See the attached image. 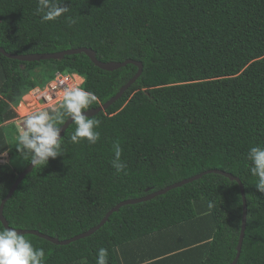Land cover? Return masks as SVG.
<instances>
[{
  "label": "trees",
  "instance_id": "trees-1",
  "mask_svg": "<svg viewBox=\"0 0 264 264\" xmlns=\"http://www.w3.org/2000/svg\"><path fill=\"white\" fill-rule=\"evenodd\" d=\"M65 6L64 16L42 23L37 0H0V47L18 55L89 48L101 62H141L143 73L93 117L101 121L96 144L72 143V124L64 154L24 178L4 208L9 226L68 240L122 202L221 170L245 188L247 226L237 264H264V193L247 160L251 147H264V0H65ZM57 72L84 78L82 87L98 97L89 109H96L138 67L109 72L84 53L35 62L0 53V154L9 156L0 165V206L31 164L17 152L10 132L17 128L8 122L19 117L23 98ZM115 142L127 175L111 165ZM243 215L239 183L209 173L122 207L95 234L69 245L25 236L45 250L44 264H96L100 248L108 249V264H232ZM125 250L137 258L127 263Z\"/></svg>",
  "mask_w": 264,
  "mask_h": 264
},
{
  "label": "clouds",
  "instance_id": "clouds-1",
  "mask_svg": "<svg viewBox=\"0 0 264 264\" xmlns=\"http://www.w3.org/2000/svg\"><path fill=\"white\" fill-rule=\"evenodd\" d=\"M68 12L69 7L65 6V0H37L35 14L40 16L42 23L55 21ZM66 19L69 24L76 23L70 16ZM82 80L84 83V78ZM60 94L62 99L57 106L30 114L18 124L16 150L29 157V162L34 168L45 166L49 158L55 159L64 154L62 148L64 137H61V128L58 126L61 121L71 118L72 124L76 125L70 136L74 144L86 140L94 145L100 140V132L96 129L100 127L101 121L85 115V111L93 103H98L96 94L80 87L79 84H65ZM16 112L19 113V107ZM112 147L114 155L111 165L115 173L127 175V165L121 159V145L115 142ZM247 160L250 162L251 175L257 178L255 184L257 190L264 193V147L259 145L251 147L247 153ZM108 257V249H98L96 264H108ZM44 259L45 250L35 248L32 241L23 233L18 232L16 228L0 227V264H44Z\"/></svg>",
  "mask_w": 264,
  "mask_h": 264
},
{
  "label": "water",
  "instance_id": "water-1",
  "mask_svg": "<svg viewBox=\"0 0 264 264\" xmlns=\"http://www.w3.org/2000/svg\"><path fill=\"white\" fill-rule=\"evenodd\" d=\"M0 53L3 54L4 56H6L9 59H13V60H18L21 62H35V61H49V60H62L65 58V56L67 55H75V54H86L92 61L93 63L98 66L99 68L109 71V72H113L116 71L118 69L124 68L127 65L133 64L135 66L138 67V72L137 74L125 85L121 88V90L118 92V94L116 96H114L112 99H110L106 104L96 108V109H89L85 111V115L88 117H94L95 115L101 113V112H105L107 111L115 102H117L119 99H121L123 97V95L126 93V91L141 77L142 73H143V69L144 66L141 62L135 61V60H126L124 62H101L97 59V54L94 50L89 49V48H79V49H73V50H66L63 52H57V53H46V54H28V55H18V54H10L8 53L5 49L0 47ZM72 125V120L71 118H69L67 120V122L61 127V137L64 136V134L66 133V131L68 130V128ZM34 169L33 165L30 164L25 170L24 172L18 177V179L16 180L14 186L12 187V189L10 190V192L8 193V195L6 196L5 199H3L1 206H0V220L3 223L4 226L12 228L9 226L8 221L6 220L5 216H4V208L6 203L8 202V200L11 199V197L14 195V193L16 192V190L18 189L19 185L22 183V181L24 180V178L30 174V172H32V170ZM209 173H217V174H221L223 176H226L227 178L237 181L240 185L241 188V192H242V196H243V202H244V215H243V223H242V232H241V237H240V241H239V245H238V254L236 259L234 260V262L232 264H237L240 258V254H241V250H242V245H243V240H244V236H245V231H246V226H247V201H246V196H245V188L244 185L242 184L241 180L235 176H233L232 174L226 173L224 171L221 170H210L204 174H200L197 176H194L192 178L183 180L179 183H176L172 186H169L163 190H160L158 192L152 193L146 197L143 198H139V199H130L127 200L125 202H122L120 204H118L115 208H113L111 211H109L106 216L104 217V219L101 221V223L92 228L91 230H89L88 232H85L79 236H76L74 238L68 239V240H59L58 238H54L51 237L49 235L43 234L37 230H17L18 232L23 233L24 235L26 234H32V235H36L39 236L45 240L50 241L51 243L55 244V245H69L75 241H78L80 239H84L87 238L93 234H95L98 230H100L109 220V218L112 216L113 213L118 212L122 207L127 206V205H135V204H139V203H144L147 201H151L159 196L165 195L168 192H170L171 190H174L176 188L182 187L184 185H187L189 183H192L196 180H199L200 178L203 177V175L205 174H209Z\"/></svg>",
  "mask_w": 264,
  "mask_h": 264
},
{
  "label": "built area",
  "instance_id": "built-area-1",
  "mask_svg": "<svg viewBox=\"0 0 264 264\" xmlns=\"http://www.w3.org/2000/svg\"><path fill=\"white\" fill-rule=\"evenodd\" d=\"M77 75L64 74L57 72L54 79L43 87H36L32 89L21 102L20 107L25 103L28 113L33 114L39 110L49 108L51 106H57L62 99L61 89L65 84H79L81 87L83 82L77 83ZM83 81V80H82ZM64 82V83H62ZM26 98L30 101L26 102Z\"/></svg>",
  "mask_w": 264,
  "mask_h": 264
},
{
  "label": "rangeland",
  "instance_id": "rangeland-1",
  "mask_svg": "<svg viewBox=\"0 0 264 264\" xmlns=\"http://www.w3.org/2000/svg\"><path fill=\"white\" fill-rule=\"evenodd\" d=\"M82 81V78H79V77H77V83H80ZM50 81H48L47 82V84L49 83ZM27 101V100H26ZM21 108V107H20ZM32 114V113H31ZM28 115H30V113L29 114H24V113H22L21 112V110L19 109V113H18V118H17V120H15V122H8V124H13L16 128H17V132L15 133L13 130H10V132H11V136H13V138H17V136H18V133H19V129H18V124L23 120V119H25ZM7 125V124H6ZM9 163V157H7L6 155H4V156H1L0 157V165H5V164H8Z\"/></svg>",
  "mask_w": 264,
  "mask_h": 264
},
{
  "label": "crops",
  "instance_id": "crops-1",
  "mask_svg": "<svg viewBox=\"0 0 264 264\" xmlns=\"http://www.w3.org/2000/svg\"><path fill=\"white\" fill-rule=\"evenodd\" d=\"M79 77V76H78ZM79 78H82V77H79ZM83 79V78H82ZM5 155H7L8 156V154H5ZM1 157V156H0ZM128 253V251L127 250H125V253L124 254H127ZM134 256H136V258H137V255H126V262L127 263H130V262H132L133 261V259L132 258H134ZM132 257V258H131ZM140 258V257H139ZM123 264V263H122ZM126 264V263H125Z\"/></svg>",
  "mask_w": 264,
  "mask_h": 264
},
{
  "label": "bare ground",
  "instance_id": "bare-ground-1",
  "mask_svg": "<svg viewBox=\"0 0 264 264\" xmlns=\"http://www.w3.org/2000/svg\"><path fill=\"white\" fill-rule=\"evenodd\" d=\"M80 83H81V82H80ZM26 100H27L26 102H29V101H30L29 98H26ZM20 110H21V112L24 113L25 115L28 113V109H27L25 103L21 106Z\"/></svg>",
  "mask_w": 264,
  "mask_h": 264
}]
</instances>
